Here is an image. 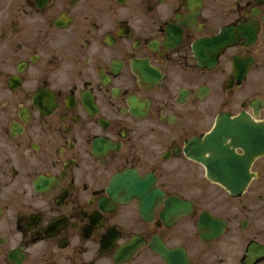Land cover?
Instances as JSON below:
<instances>
[{
  "label": "flooded vegetation",
  "instance_id": "af4514ba",
  "mask_svg": "<svg viewBox=\"0 0 264 264\" xmlns=\"http://www.w3.org/2000/svg\"><path fill=\"white\" fill-rule=\"evenodd\" d=\"M263 126L264 0H0V264H264Z\"/></svg>",
  "mask_w": 264,
  "mask_h": 264
},
{
  "label": "water",
  "instance_id": "95a60500",
  "mask_svg": "<svg viewBox=\"0 0 264 264\" xmlns=\"http://www.w3.org/2000/svg\"><path fill=\"white\" fill-rule=\"evenodd\" d=\"M229 135L232 136V137H235V138L238 137V139L240 140V142H239L240 144H237V145L243 147L246 151H247V148H250V149H255L254 150V153H255L254 155H258V154H263L264 153V127L261 128L260 141L259 142H257V141L254 142L252 138L248 137L247 130H244L243 132H241V135H238L237 132L231 131V132H229ZM213 138L214 139H221V131L218 130L214 134ZM222 144L223 143L214 145L215 149L218 150L219 148H223ZM254 155H252L250 158L244 159L245 169H247V167H248L249 163L251 162V159H252V157ZM229 164L231 166V159L230 158H229Z\"/></svg>",
  "mask_w": 264,
  "mask_h": 264
}]
</instances>
